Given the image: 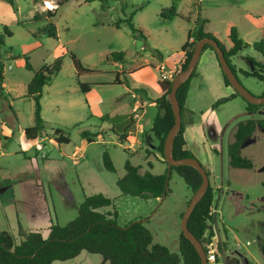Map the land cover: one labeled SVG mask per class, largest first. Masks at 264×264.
I'll use <instances>...</instances> for the list:
<instances>
[{"label":"rangeland","instance_id":"rangeland-1","mask_svg":"<svg viewBox=\"0 0 264 264\" xmlns=\"http://www.w3.org/2000/svg\"><path fill=\"white\" fill-rule=\"evenodd\" d=\"M13 1L14 9L0 0V231L12 232L19 239L21 227L27 233L40 232L47 238L53 223L64 227L77 218L86 197L103 194L113 199L114 205L102 211H116L121 227L142 221L153 234L154 244L178 253L181 221L195 192L177 172L170 176V193L164 199L124 196L117 186L126 174L128 161L157 175L167 171V165L157 158L161 156L157 151L159 141L152 132L155 118L164 115L156 103L159 96L154 89H145L146 84L134 83L130 74L148 63H160L158 54L175 66L182 59V47L189 33L196 30L198 20L207 19L211 30L223 32L226 24L238 20L242 11L234 0H109L106 10L98 2L70 0L57 12L58 39H53L41 33L47 25V12L54 10L46 4L51 3L56 9L62 0ZM237 1L245 8L264 3ZM171 8L180 17L163 18V12ZM132 13L135 27L143 37L141 33L134 37L126 22L120 29L115 27ZM36 15L41 21H34ZM255 39L257 42L260 37ZM204 52L205 58L213 56L209 55L213 54L211 50ZM70 53L90 73L78 78ZM114 53L126 56L114 61ZM58 58H62L63 69L44 88L41 100L44 131L31 141L25 130L35 126V102L27 97V87L35 73ZM247 58L264 62L259 52L247 48L234 64L253 72ZM26 59L33 71L26 68ZM211 61L204 63L203 59L200 63L197 71L202 78L192 80L186 105L194 111L197 123L201 119V123L211 124L220 134L214 138L215 132L206 128L207 138L201 144H192L196 159L210 173L214 189V221L209 222L203 245L207 254L217 253L221 264L224 252L227 263L232 260L238 264H264V130L258 128L243 147V156L254 161L253 169L231 168L228 155L236 125L251 118L264 120V107L260 113L250 115L246 102L236 97L215 108L218 101L235 92L224 85L214 57ZM173 70L177 72L178 67ZM238 77L254 96L263 95L264 84L258 79L242 74ZM156 78L154 70H147L142 83L155 82ZM117 80L121 83L101 85ZM80 84L88 85L91 91L83 93ZM140 98L147 104V115L138 120L142 129L136 136L138 143L125 141L122 146L119 135L135 131L136 123L133 118L126 121V109L130 110ZM56 130L64 132L70 143L59 146ZM106 150L116 173L104 168ZM88 258L93 264H101L100 255L87 252L54 264H89Z\"/></svg>","mask_w":264,"mask_h":264},{"label":"trees","instance_id":"trees-1","mask_svg":"<svg viewBox=\"0 0 264 264\" xmlns=\"http://www.w3.org/2000/svg\"><path fill=\"white\" fill-rule=\"evenodd\" d=\"M2 1L9 3L13 9L15 8L13 0ZM69 1L70 0L59 1L56 9L47 12V25L41 30V33L49 38L58 39L55 18L58 10ZM83 2L85 4L98 2L101 4L103 10L109 8V0H83ZM134 16L135 13H132L127 19L116 23L115 27L120 29L121 24L126 22L133 36L137 37V34H140L141 31L135 27ZM162 16L168 20L180 17L174 8H171L167 12H163ZM34 21H41L38 15L34 17ZM207 24L208 20L206 19L198 20L197 29L189 33L188 41L182 47L183 60L180 68L175 73V77L181 71L187 69L197 44L204 39H213L224 51L225 57L237 77L238 74H242L245 77L256 78L264 84V63L258 62L253 58H248L253 66V72H248L245 70H237L232 62L233 58L237 57L247 48H253L259 52L264 59V31L259 41L248 44L240 37L238 30L233 27L230 33L233 47L228 50L221 40L216 38L212 33L206 31ZM140 35L143 37L142 33ZM206 50L214 52L224 84L226 87H231L229 80L223 74L214 49L211 46H205L203 52ZM125 56L124 53H114L111 58L114 61H122ZM70 57L78 78L90 73V70L83 66L81 60L74 53H70ZM26 68L33 71V67L28 59H26ZM62 69V58H58L52 65L45 66L40 72L35 73L32 81L27 87V97L33 99L35 102V126L25 130L26 137L31 141L41 136L46 124L42 118L41 100L43 90L45 87L51 85L54 78ZM196 75L197 68L193 75L184 82L177 94L181 105L183 120L182 128L175 137L172 149L173 157L177 160L196 158L190 151L185 149L186 142L184 138L186 131L184 119L188 112L186 103L191 82ZM172 81L161 80L160 82L164 94L156 100V103L162 107L164 115H158L152 126V132L159 141L158 151L161 155L160 160L167 165V171L162 175H155L150 171L142 172V167L134 166L128 161L125 165V176L117 182V186L124 196L144 200L166 198L170 193L169 179L173 171H176L194 192H196L202 184V177L195 168L183 166L173 167L169 170L168 163L165 160V141L175 124L172 106L168 100V95L172 89ZM80 88L83 93L91 91L88 85L80 84ZM234 92L235 93L231 97L218 101L215 104V108L236 97H240L235 90ZM262 96H264V93ZM246 104L247 113L250 115L260 113L261 109L264 107V105H254L247 102ZM258 128L264 130V120H255L251 118L239 122L236 125L234 140L230 143L228 149L231 168L237 170H251L255 167L252 159L243 156V147L247 141L254 137ZM55 134L57 136L56 142L59 146L70 143L69 138L65 137L64 132L61 130H56ZM86 135V133L83 134L84 139L87 138ZM119 140L120 144L123 146L126 137L121 136ZM88 142L92 143L93 140L88 139ZM124 151L127 152L128 149L125 148ZM103 164L108 172L116 173L115 165L107 150L103 153ZM149 166L152 167L151 164H149ZM208 174L210 177L209 172ZM213 201L214 189L210 185L206 196L198 204L189 221L190 231L202 244L204 243V237L209 229V222L214 221L211 212ZM113 205L114 200L103 194L86 197L79 209L77 218L64 227L53 223L49 229V236L47 238L40 232L27 233L21 227L19 228V239H17L12 232L0 231V264H54L57 261L65 262L75 259L83 252L100 255L103 258V262L108 264H202L197 251L184 237L183 233H181L180 236L179 252L174 253L165 246L154 244V236L144 222H133L126 227H121L117 222L118 213L116 211L114 213L102 211ZM229 263L238 264V261H231Z\"/></svg>","mask_w":264,"mask_h":264},{"label":"crops","instance_id":"crops-1","mask_svg":"<svg viewBox=\"0 0 264 264\" xmlns=\"http://www.w3.org/2000/svg\"><path fill=\"white\" fill-rule=\"evenodd\" d=\"M3 2H5V1H3ZM240 4L241 3L239 1L234 0V5L236 7H238V9L240 11H242V15L236 21L235 20L234 21H229L226 24V27H225L223 32H220L219 30H211L210 27H209L210 26L209 20H208V25H206V31L212 33L216 38L221 40L228 50L233 47V43H232V41L230 39V33H231V29L233 27L238 30L240 37L248 44H253L254 42H256L255 38H257V37H260V39H261L262 32L264 31V3H259L255 7H252V8H248V7L245 8L244 6H241ZM196 29H197V22H196ZM252 40H255V41H252ZM204 53L205 52L202 53L201 58H200V60L198 62L197 70L199 68L200 63H203V59H204V63H210V62H212L211 60L214 57L217 65H218V62H217V59H216V56H215L214 52H212L213 54H209V55H213V56H211V57L209 56V57H206V58L204 57ZM182 56H183V54H182ZM238 56L232 59L233 64H234V60L236 58H238ZM158 58L160 60V63H157V64L148 63L145 66L143 65V67H141L138 70L134 71V73L130 74V76L132 75L131 76L132 77L131 80L134 83L146 84L145 85V89H148V88L154 89L157 92V94L159 96L158 99H159L164 94L163 91H162V88L160 86V82H161V76L160 75H161L162 67H165L166 69H168L170 71H175L173 69H176V67H178V69L180 68V65L182 63L183 57H182V59H179V60L176 61L175 66H173L171 64V62H169L168 60L164 59L162 54H161V56H160V54H158ZM258 62H260V61H258ZM262 63H264V62H262ZM234 65L236 66V64H234ZM218 68H219V65H218ZM236 68H237V70H242V69H238L237 66H236ZM147 70H154L155 73L158 75V78L155 79V82L147 83L145 81L146 83H142L143 82L142 75ZM219 70H220V68H219ZM122 73L125 74L124 71H122ZM220 75L222 77L221 70H220ZM200 78H202V73L197 71L196 79L199 81ZM222 80H223V77H222ZM192 82H191V85L193 84ZM116 83H121V81L117 80L115 83L104 82L101 85H103V84L113 85V84H116ZM223 83H224V81H223ZM135 97L138 99L137 95ZM186 105H187V103H186ZM146 107H147V104H145L144 100L142 98H140L139 101L136 100L134 102L133 107L130 110H129V108L126 109V115H125V116H127L126 121L128 119L131 120V118H133V120L136 119L135 127H133V129L135 131H131L130 130L128 133L124 132L123 135H121V134L119 135V138L121 136H125L126 137V142L132 143V144L138 143V139H137L136 136L140 135L141 134V130H142L140 125H138V120L142 119L145 115H147ZM187 110H188V112H187L188 116L184 119V122L186 124V131H185V134H184V138H185V142H186L185 149L187 151H190L196 157L195 150H194V147H193L192 144H194V143L201 144L207 138L206 137V128H208L210 130V132L211 131L215 132L214 135L212 134V136L214 138H219L220 134L219 133L216 134L217 129L214 130V128H213V126L211 124H203V123H201V119L199 120L200 122L197 123L195 121V119H193L194 111H192V110H190L188 108H187ZM139 113H141V114H139ZM132 141H134V142H132ZM230 143L228 144V149H229ZM158 154H160L159 151H158ZM157 158L160 161L159 156ZM142 172H146V171L142 169ZM150 172L153 173L152 171H150ZM155 175H157V174H155ZM93 255H95V254H93ZM227 255H229V257H232L231 256V252H229V251H227ZM72 260H74V259H72ZM92 261H93L92 259L88 258L89 264H93ZM231 261L228 260V264H231V263H229ZM65 262H67V261H65ZM98 262L100 263V261H98ZM101 264H108V263H104L103 262V258H102ZM239 264H240V262H239Z\"/></svg>","mask_w":264,"mask_h":264},{"label":"water","instance_id":"water-1","mask_svg":"<svg viewBox=\"0 0 264 264\" xmlns=\"http://www.w3.org/2000/svg\"><path fill=\"white\" fill-rule=\"evenodd\" d=\"M205 46H211L217 54L218 61L221 65L223 74L229 80L231 87L240 95V97L245 100L247 103L254 105H264V96L256 97L245 86L241 83L237 75L232 70L229 65L224 51L221 49L219 44L213 39H204L200 41L195 47L194 53L192 55L191 61L187 69L181 71L172 81V89L168 95V100L172 106V111L175 118V124L170 130L164 145V156L165 160L168 163L169 170L173 167H183L190 166L195 168L202 177V184L200 188L193 195L181 221V229L184 237L193 245L198 255L201 258L202 264H209L207 252L204 248V245L196 238V236L189 229L190 218L195 211L198 204L206 196L209 187H210V177L207 170L196 158H186L177 160L173 157L172 149L175 137L178 135L182 128V110L181 105L178 100L177 94L181 86L186 80H188L193 73L195 72L198 62L201 58ZM223 264L227 263L226 253L224 252V261Z\"/></svg>","mask_w":264,"mask_h":264},{"label":"built area","instance_id":"built-area-1","mask_svg":"<svg viewBox=\"0 0 264 264\" xmlns=\"http://www.w3.org/2000/svg\"><path fill=\"white\" fill-rule=\"evenodd\" d=\"M160 76L162 81H172L175 78V71H170L162 67ZM207 256L209 264H221L218 262L217 253L215 251H210Z\"/></svg>","mask_w":264,"mask_h":264},{"label":"bare ground","instance_id":"bare-ground-1","mask_svg":"<svg viewBox=\"0 0 264 264\" xmlns=\"http://www.w3.org/2000/svg\"><path fill=\"white\" fill-rule=\"evenodd\" d=\"M46 5L48 9H55V7L51 3H47Z\"/></svg>","mask_w":264,"mask_h":264}]
</instances>
